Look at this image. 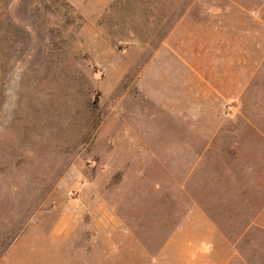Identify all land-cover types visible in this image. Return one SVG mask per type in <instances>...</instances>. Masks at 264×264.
I'll return each mask as SVG.
<instances>
[{"label": "rangeland", "instance_id": "rangeland-1", "mask_svg": "<svg viewBox=\"0 0 264 264\" xmlns=\"http://www.w3.org/2000/svg\"><path fill=\"white\" fill-rule=\"evenodd\" d=\"M245 201L264 0H0V264H247Z\"/></svg>", "mask_w": 264, "mask_h": 264}, {"label": "crops", "instance_id": "crops-1", "mask_svg": "<svg viewBox=\"0 0 264 264\" xmlns=\"http://www.w3.org/2000/svg\"><path fill=\"white\" fill-rule=\"evenodd\" d=\"M251 205L249 203V201H245V204L243 206L242 211L239 210L238 212L235 210V216L236 214H239L240 212L243 213V217L245 219L244 221V232H243V236H245V244H244V249H242L241 247L238 246V244L234 243L231 244V250H233L234 252V258H238V259H243V261L247 264H253L252 261H255V258L250 255V253H254L256 252V247H257V242L261 241L262 239H259V241L255 238L256 234L262 235L264 236V202H263V207L260 208L257 213L254 211V217L251 216V209H250ZM231 212V211H230ZM240 216V215H238ZM263 242L259 243L260 244V251H264L261 250L262 246L264 244H262ZM262 245V246H261ZM263 253H261L262 255ZM261 261L264 260L263 255L261 256Z\"/></svg>", "mask_w": 264, "mask_h": 264}]
</instances>
